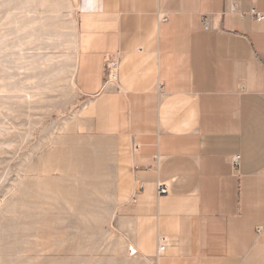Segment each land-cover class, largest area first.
Returning <instances> with one entry per match:
<instances>
[{
	"label": "crops",
	"instance_id": "crops-1",
	"mask_svg": "<svg viewBox=\"0 0 264 264\" xmlns=\"http://www.w3.org/2000/svg\"><path fill=\"white\" fill-rule=\"evenodd\" d=\"M74 2L75 83L112 156L117 236L147 264H264V20L250 15L264 0Z\"/></svg>",
	"mask_w": 264,
	"mask_h": 264
},
{
	"label": "rangeland",
	"instance_id": "rangeland-1",
	"mask_svg": "<svg viewBox=\"0 0 264 264\" xmlns=\"http://www.w3.org/2000/svg\"><path fill=\"white\" fill-rule=\"evenodd\" d=\"M74 0H0V264H147L75 83Z\"/></svg>",
	"mask_w": 264,
	"mask_h": 264
},
{
	"label": "built area",
	"instance_id": "built-area-1",
	"mask_svg": "<svg viewBox=\"0 0 264 264\" xmlns=\"http://www.w3.org/2000/svg\"><path fill=\"white\" fill-rule=\"evenodd\" d=\"M237 8H234L235 11ZM253 19H255L257 22H261L264 20V14L257 12L255 9L252 10L251 14ZM245 15H242V18H244ZM106 62V74H107V82L111 85H118V76H117V69H118V59L112 58L110 56H106L105 59ZM239 157H236L233 161L234 166H239ZM170 194V186L167 183H159L158 184V195L159 196H167ZM168 243V238L161 234L159 236V252L163 253L166 250Z\"/></svg>",
	"mask_w": 264,
	"mask_h": 264
}]
</instances>
